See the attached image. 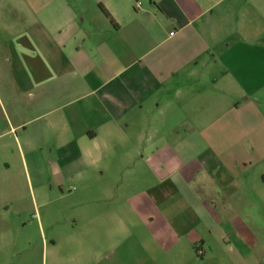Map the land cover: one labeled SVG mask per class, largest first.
Wrapping results in <instances>:
<instances>
[{
  "label": "crops",
  "instance_id": "1",
  "mask_svg": "<svg viewBox=\"0 0 264 264\" xmlns=\"http://www.w3.org/2000/svg\"><path fill=\"white\" fill-rule=\"evenodd\" d=\"M21 2L0 61L4 210L31 170L76 183L96 233L128 235L134 200L264 210V0Z\"/></svg>",
  "mask_w": 264,
  "mask_h": 264
},
{
  "label": "rangeland",
  "instance_id": "2",
  "mask_svg": "<svg viewBox=\"0 0 264 264\" xmlns=\"http://www.w3.org/2000/svg\"><path fill=\"white\" fill-rule=\"evenodd\" d=\"M21 1L0 0L4 68L18 29L12 26L25 20ZM4 170L0 167V175ZM124 175L117 173L120 179ZM30 178L12 210L0 203V264H264V210L256 212L251 205L250 216L237 217L221 214L224 205L218 200L210 205L212 216L193 219L181 202L167 199L145 211L134 200L133 226L123 237L96 233L91 216L80 218L76 183L57 187L50 173L39 176L33 170ZM122 191L126 196L136 193L130 187ZM217 225L221 228H212Z\"/></svg>",
  "mask_w": 264,
  "mask_h": 264
},
{
  "label": "trees",
  "instance_id": "3",
  "mask_svg": "<svg viewBox=\"0 0 264 264\" xmlns=\"http://www.w3.org/2000/svg\"><path fill=\"white\" fill-rule=\"evenodd\" d=\"M105 13L109 16V13L107 11H105Z\"/></svg>",
  "mask_w": 264,
  "mask_h": 264
},
{
  "label": "built area",
  "instance_id": "4",
  "mask_svg": "<svg viewBox=\"0 0 264 264\" xmlns=\"http://www.w3.org/2000/svg\"><path fill=\"white\" fill-rule=\"evenodd\" d=\"M137 6H139V3H137Z\"/></svg>",
  "mask_w": 264,
  "mask_h": 264
}]
</instances>
